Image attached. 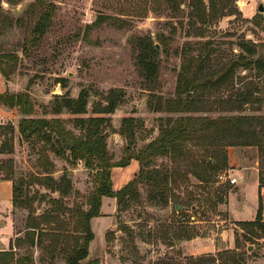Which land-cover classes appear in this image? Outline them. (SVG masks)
<instances>
[{
	"label": "rangeland",
	"instance_id": "1",
	"mask_svg": "<svg viewBox=\"0 0 264 264\" xmlns=\"http://www.w3.org/2000/svg\"><path fill=\"white\" fill-rule=\"evenodd\" d=\"M45 1L56 5L52 25L39 46L28 47L24 41L37 16L30 6L37 0H0V16L14 21L12 25H2L0 45L3 53L18 56L12 71L11 65L5 64L9 76L0 71V90L29 92L35 104V117L54 116L51 108L56 94L77 97L83 89L89 90L87 113L65 112L61 116L76 134H80V129L74 118L109 117L104 127L109 155L115 162L137 153L154 140L160 131L161 118L181 115L156 111L155 106L179 96V73L187 55H199L206 61V67L217 68L242 52L243 42H254L255 56L264 57V12L258 11L264 0H226V15L207 25L199 21L197 14L201 13L193 10L191 0ZM202 1L209 10L210 0ZM36 8H40L38 3ZM101 16L104 20L95 24ZM147 41L158 45L160 50L157 81L145 78L137 63ZM255 72L240 69L232 84L202 88L197 95L199 110L186 115L255 116L260 145L195 149L194 158L190 159L197 163L195 171L202 169L199 166L202 158L215 157L213 152L219 158L224 149L227 151L228 167L218 170L208 182H200L191 173L185 177L186 160L174 162L168 156L157 157L154 166L179 172V181H170L169 202L151 200L150 187L145 184L138 187L140 200L125 210H117L115 198L105 197L102 204L105 213L92 219L95 236L85 260L88 264H200L194 258L202 255L219 258V252L226 250L234 251L241 264H264V237H255L238 224L250 220L256 206L254 175L259 182L258 200L261 195L264 204L261 193L264 74L257 77ZM249 82L258 86V98L240 106L237 95ZM113 88L124 90L115 112L94 113L98 103L106 104L105 96ZM22 117L18 108L0 104V139L13 145L11 152L0 151V179L12 178L17 182L37 220L54 219L55 223L42 224L41 235H38L40 229L31 234L30 238L34 236L31 245L26 236L30 211L15 207L12 202L0 208V227L8 218L14 222V232L8 235L10 244L1 248L4 251L13 248L19 258L17 264L21 260L23 264H65L78 233V213L87 209V198L95 187V171L84 160L75 161L69 154L57 155L37 137L25 140L19 132ZM125 118L133 121L126 122ZM126 126L133 132L129 151L126 150L128 139L121 134ZM241 170L247 172L246 178H240ZM221 171L237 177L238 183L220 182ZM135 172V162L115 169L114 188H122ZM236 216L243 220H236Z\"/></svg>",
	"mask_w": 264,
	"mask_h": 264
},
{
	"label": "trees",
	"instance_id": "2",
	"mask_svg": "<svg viewBox=\"0 0 264 264\" xmlns=\"http://www.w3.org/2000/svg\"><path fill=\"white\" fill-rule=\"evenodd\" d=\"M226 0H210L209 10L202 0H191L190 6L195 11H200L197 14L199 21L203 25L211 23L213 20L219 19L226 15L228 3ZM37 3L40 8L37 10ZM37 3H32L30 9L37 11L34 26L25 39L24 43L28 47H37L41 44L48 28L52 25L55 14L56 5L53 2L47 3L45 0H37ZM195 13V12H194ZM104 17L96 20L95 24L103 21ZM262 18L258 22L261 24ZM12 19H6L0 16V32L2 25H12ZM256 44L254 42H243L241 45L243 51L231 56L228 61L216 67L208 66L205 60L198 56H186V60L179 73V96L175 100H165L155 106L156 111H173L181 113L180 116H168L161 118L159 134L149 144L144 146L137 153L131 154L118 162L113 161L108 151V134L105 131V124L109 121V117L90 116L77 117L73 119L76 127L80 129V134H76L72 129L68 128V121L61 116L65 112L72 114H84L88 112L90 91L83 89L77 97L69 94H56L51 112L53 117H35V104L29 92H2L0 90V104L10 108H18L23 117L19 121V132L21 136L30 141L37 137L44 141L45 147L50 149L59 156H69L73 160H84L88 168L94 170L93 181L95 187L87 198V209H80L78 213L77 234L74 236V244L71 253L68 255L65 264H88L85 260L89 256L90 243L94 239L92 229V219L103 215L102 204L103 197H114L117 201V210H125L132 203L140 200L139 185L145 184L150 187L149 198L151 200H160L165 203L169 202L170 198V181H179L178 170H169L164 166L159 168L154 166V162L159 156H168L172 161L186 160L185 167L187 170L184 176L188 173L194 175L200 182H208L218 170L228 167L227 151L221 152L217 158V153L213 152L214 156H207L201 159L199 166L200 171H195L197 168L196 161H191L194 158L192 154L195 149L206 148L208 146L227 147L235 145H255L259 146L258 131L256 126L255 116H220L210 118L208 116H190L188 113L197 112L199 110L200 100L197 97L199 90L207 87H221L226 84H232L236 73L240 69H251L256 71V76L260 77L264 74V57L255 56L257 54ZM160 50L152 41H147L138 55V65L143 71L145 78L148 80L158 79V55ZM210 55V54H209ZM207 56L209 59L210 56ZM18 56L3 53L0 45V71L9 76L10 71L5 67V64L11 65V71L17 65ZM61 81V80H59ZM124 95L122 88H113L105 96L106 104L98 103L94 108V113L112 114L120 105ZM259 88L254 82H249L245 85L244 90L237 95L240 106L248 103L250 99H257ZM130 118H125L126 122H131ZM122 129L121 134H125L128 139L126 150L132 147L133 132L126 126ZM1 128V124H0ZM13 129V128H12ZM13 140V137H11ZM13 145H10L9 140L0 139V151L11 152ZM215 151V150H214ZM132 159H136L140 164L138 175L125 184L122 188L116 190L112 179V169L118 166H127ZM194 163V164H193ZM13 181V206L22 207L30 211L27 220L26 236L30 239L31 245L34 244V236L42 224L47 222L53 224L55 220H37L34 216L32 205L25 198L22 188L12 178H7ZM223 202L224 200H220ZM178 203L176 204V206ZM264 204L259 197V208L257 216L254 220L239 221L240 227L253 236L264 237ZM62 218V216H60ZM42 229L38 235L43 234ZM246 237V236H244ZM190 239L191 236H188ZM17 245L19 239H17ZM220 257L213 255H202L194 259L200 264H205L210 261L212 264H241L236 258L235 252L226 250L219 252ZM226 253V255H224ZM19 258H16L13 248L5 251H0V264H17ZM221 262L218 263L217 261ZM23 264V260L20 261ZM29 264V263H25Z\"/></svg>",
	"mask_w": 264,
	"mask_h": 264
},
{
	"label": "crops",
	"instance_id": "3",
	"mask_svg": "<svg viewBox=\"0 0 264 264\" xmlns=\"http://www.w3.org/2000/svg\"><path fill=\"white\" fill-rule=\"evenodd\" d=\"M1 105H2V107H6L3 104H1ZM134 162L136 163V172H135V175H134L133 178H135L138 175L139 171H140V164H139L138 160L132 159L131 162L129 163V165L133 164ZM124 167H127V166H118V167H114L112 169V179L114 180V184H115V174H114L115 169L124 168ZM246 176H247V172H245V170H241L240 171V178H246ZM256 178H257V175H254V182L256 184L255 188L257 190V196H256V200L257 201H256L255 209L253 210V213H252V218L250 220H254L255 219L254 215L256 216L257 210H258V207H259V200H258V193H259L258 184H259V182H258V180H256ZM128 182L129 181H127V183ZM127 183H125V184H127ZM115 189L118 190L120 188L115 186ZM261 193H262V195H264V187L261 188ZM12 197H13V181L10 180V179H7V178L0 179V208L8 207V205H11V203L13 202ZM104 198L105 197H103V200H104ZM263 198H264V196H263ZM101 210H102V213L104 214L105 212H103V208ZM235 219L236 220H243L242 217H238L237 218V216H236ZM244 220H249V219H244ZM12 232H14V222H13V220L11 218H8V222L5 225L0 227V251H4L1 248L2 246H6V245L10 244L11 237L8 236V235H10V233H12ZM2 234H6V235H2Z\"/></svg>",
	"mask_w": 264,
	"mask_h": 264
},
{
	"label": "built area",
	"instance_id": "4",
	"mask_svg": "<svg viewBox=\"0 0 264 264\" xmlns=\"http://www.w3.org/2000/svg\"><path fill=\"white\" fill-rule=\"evenodd\" d=\"M218 180L220 182H229L231 184H236L238 183V178L237 177H231V175L227 171H221L218 173Z\"/></svg>",
	"mask_w": 264,
	"mask_h": 264
},
{
	"label": "water",
	"instance_id": "5",
	"mask_svg": "<svg viewBox=\"0 0 264 264\" xmlns=\"http://www.w3.org/2000/svg\"><path fill=\"white\" fill-rule=\"evenodd\" d=\"M258 11L259 12H264V4L263 3H260L259 6H258ZM157 48H158V45H157ZM180 207V206H179Z\"/></svg>",
	"mask_w": 264,
	"mask_h": 264
}]
</instances>
